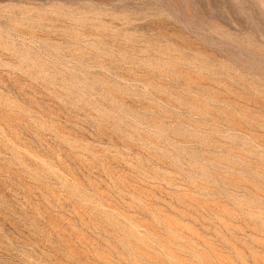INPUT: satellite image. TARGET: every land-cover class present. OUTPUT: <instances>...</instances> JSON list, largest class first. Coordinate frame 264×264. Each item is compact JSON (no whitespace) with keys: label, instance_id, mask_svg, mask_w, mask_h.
<instances>
[{"label":"rangeland","instance_id":"1","mask_svg":"<svg viewBox=\"0 0 264 264\" xmlns=\"http://www.w3.org/2000/svg\"><path fill=\"white\" fill-rule=\"evenodd\" d=\"M0 264H264V0H0Z\"/></svg>","mask_w":264,"mask_h":264}]
</instances>
